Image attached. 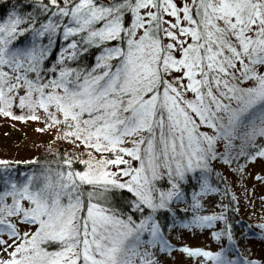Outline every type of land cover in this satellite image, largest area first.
I'll return each mask as SVG.
<instances>
[{
  "label": "snow or ice",
  "instance_id": "snow-or-ice-1",
  "mask_svg": "<svg viewBox=\"0 0 264 264\" xmlns=\"http://www.w3.org/2000/svg\"><path fill=\"white\" fill-rule=\"evenodd\" d=\"M39 111L80 152L21 179L0 160V264H161L165 227L225 222L200 214L214 162L264 159V0H17L0 15V115ZM212 237L217 251L178 250L262 264L231 225Z\"/></svg>",
  "mask_w": 264,
  "mask_h": 264
},
{
  "label": "rangeland",
  "instance_id": "rangeland-1",
  "mask_svg": "<svg viewBox=\"0 0 264 264\" xmlns=\"http://www.w3.org/2000/svg\"><path fill=\"white\" fill-rule=\"evenodd\" d=\"M12 110L17 115L21 114L22 111L27 114L26 109L21 110L15 106ZM37 114L42 118L23 121L0 115V160L9 162L31 160L37 153L48 149L54 136L53 130L44 128V113L39 111ZM62 144L67 149L72 147L67 141H63ZM214 163L218 164L217 168L227 179L229 188L239 196V213L247 215L254 223L255 236L249 243L252 250L251 259H257L264 264V230L258 227L259 224L264 223V159L257 158L250 163L240 175L238 185L234 176L229 173L226 164ZM11 170L14 172L13 166ZM22 173L27 174L29 172ZM201 203V215L222 213L220 205L224 202L221 194L217 192H209L203 197ZM218 225V220H216L212 222L211 227L191 226L184 228L181 225L168 230L165 239L169 240L175 248L171 252L165 250L163 253H159L157 249L161 264H200V258H193L178 249L182 245L189 248L217 251L221 244L219 240L212 237V233L218 229ZM207 264H211V262L208 261Z\"/></svg>",
  "mask_w": 264,
  "mask_h": 264
},
{
  "label": "trees",
  "instance_id": "trees-1",
  "mask_svg": "<svg viewBox=\"0 0 264 264\" xmlns=\"http://www.w3.org/2000/svg\"><path fill=\"white\" fill-rule=\"evenodd\" d=\"M16 2L17 0H0V15L5 14L9 10L10 5ZM21 2L26 3L27 0H21ZM93 58H94V52L90 51L88 54L85 55V63L92 62ZM57 127L58 126L47 127V129L53 130L54 136L52 137L53 138L52 142L50 143L47 150L37 153L33 158H36L37 160H46V159L52 160L54 153L56 152H59L61 156L65 152H69L70 154H73V155L79 154L80 152L79 149L73 150L72 147L67 149L62 144L63 141L65 140L60 138L57 135ZM32 160L33 159L22 161V162H10L11 165L14 167V173L17 179H21L20 174L22 172H25V171L31 172L34 169H39L40 164L38 163L33 164L31 162ZM252 162L253 161H245L244 158H241L239 162L234 160L231 167H229V165L226 164V166L229 169V173L234 176L235 181L237 182V185L239 184L240 175L243 172L239 170L241 164H243V170H244ZM76 167L79 168L81 166L77 163ZM217 167H218V164H215V172L212 174V177L210 178V182L213 183L214 187L219 189L217 193L221 194L224 205L228 206V211L224 212V210L222 209V213L225 215L226 220L225 222H221L218 220L219 225H218V229L215 232L219 231L221 228H224L225 230H227L228 226L231 225L233 233H234V238L238 240V246L240 249L239 255L241 257L247 256L249 259H251L252 250H251V247L249 246V243H250V240L255 236L254 223L250 220V218L247 215L239 213V209H240L239 196L236 194L235 191L229 188L227 179L220 173ZM216 173L220 174L219 180H217L216 178ZM181 217H183L184 222H187V220L190 218V216L185 217L183 212H181ZM165 218L172 219V217L170 216H162L161 217L162 221ZM242 224L247 225L248 228L245 229L242 226ZM168 230L170 229H168L167 227L164 228V232L166 233V235H167ZM166 241L168 244L172 245V243H170L169 240L166 239ZM219 242L221 244V241ZM172 248H174L173 245H172Z\"/></svg>",
  "mask_w": 264,
  "mask_h": 264
}]
</instances>
